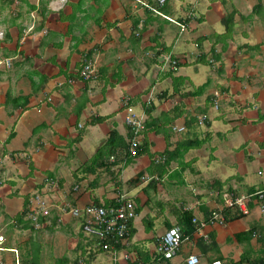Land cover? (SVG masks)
Returning <instances> with one entry per match:
<instances>
[{
    "label": "crops",
    "instance_id": "crops-1",
    "mask_svg": "<svg viewBox=\"0 0 264 264\" xmlns=\"http://www.w3.org/2000/svg\"><path fill=\"white\" fill-rule=\"evenodd\" d=\"M11 1L0 0V264H37L33 255L55 240L56 254L96 264L99 245L75 239L82 219L69 209L107 207L122 192L135 216L130 235L101 250L112 264L154 260L184 213L197 226L191 238L216 247L188 253V235L171 264L191 254L198 264H264V199L254 193L264 188V0ZM168 55L177 71L162 62ZM127 107L143 118L136 156ZM99 127L108 157L93 170ZM223 193L253 195L250 211L206 222L226 207ZM40 201L48 213L39 207L33 220Z\"/></svg>",
    "mask_w": 264,
    "mask_h": 264
},
{
    "label": "built area",
    "instance_id": "built-area-1",
    "mask_svg": "<svg viewBox=\"0 0 264 264\" xmlns=\"http://www.w3.org/2000/svg\"><path fill=\"white\" fill-rule=\"evenodd\" d=\"M159 4H163L165 0H157ZM163 63H166L175 68V60H172L171 56L163 57ZM170 62V64H169ZM80 74L83 78L89 79L94 75V66L93 63L87 61L84 63L80 70ZM125 122L131 128L129 153L133 156L136 155L139 143V133L143 128V118L138 116L136 112L133 111L132 107H127ZM181 130L182 127L177 128ZM257 196L264 199V188L254 192ZM222 197L224 198L226 206H237L241 213H248L246 201L247 196L241 197H230L227 193H223ZM45 206L41 201L38 204V209L33 211L30 216L33 220L37 219V216L40 212L39 207ZM46 207V206H45ZM261 212H264V202L260 206ZM71 214L75 217H81L82 219V229L83 231L95 233L98 235L99 240H103L108 235H113L116 240L125 238L130 235V219L135 215V206L134 203L129 200V198L123 194L119 193L114 202L111 205H108L106 208L99 204H86L84 206H75L71 208ZM43 213L47 214V207L44 208ZM212 217L214 220L222 223L223 217L219 211H211ZM201 226L205 225V222L200 223ZM187 239L181 229L178 226L171 227L167 229L157 241L155 247L156 258L151 260L147 264H156L157 261H160L157 264H171L170 259L176 254L178 248L184 240ZM4 241V236L0 234V245ZM104 249H108L109 245L105 242L102 243ZM199 258L196 254L189 255L185 264H198ZM211 264H223L220 260L213 261ZM261 264V263H260Z\"/></svg>",
    "mask_w": 264,
    "mask_h": 264
},
{
    "label": "rangeland",
    "instance_id": "rangeland-1",
    "mask_svg": "<svg viewBox=\"0 0 264 264\" xmlns=\"http://www.w3.org/2000/svg\"><path fill=\"white\" fill-rule=\"evenodd\" d=\"M163 5V4H161ZM199 10V8H198ZM32 23H30V25L28 26V29H31L32 27ZM167 67H170V65H168ZM166 71H168L169 69L168 68H165ZM178 70V67L176 68V71ZM206 73L203 74L202 77H205ZM137 113H140V109L137 107V109L135 108L134 109ZM108 123V122H107ZM203 127H201L203 130L207 129V127L205 125L202 124ZM88 130L91 131L90 135L89 136H93L94 135V128L92 127H88L86 126L84 128V132H87ZM226 131V130H225ZM97 137V140H95L94 142V147L95 149L97 148L96 152L92 155V158H91V164L89 165L93 170H96V166L95 165H92L93 162L95 160L97 161H100V160H105L106 157H108V145L103 143V141L105 140V136H104V132L103 130H101V127H99V130H98V134L96 135ZM213 137L216 138V135H214ZM212 137V139H213ZM211 139V140H212ZM210 140V141H211ZM103 143V144H102ZM130 155V154H129ZM131 158V155L129 156V159ZM225 161L227 159H224ZM218 164V165H223V166H226L225 162L223 163L221 160L219 159H215L213 161L210 162V164ZM200 165L204 168L206 165H205V162L203 160L200 161ZM249 166L248 165V170H249ZM207 167H205L204 169L200 170V174H197L196 176L199 177V176H203V172L204 170H206ZM264 169V168H263ZM251 171V170H250ZM254 172V171H253ZM253 172H249V175L254 178V177H257V174L254 173L252 174ZM129 174H126L125 177H127ZM258 178H260V176H258ZM123 193V192H122ZM131 193H135V192H131ZM125 194V193H123ZM126 195V194H125ZM134 203V202H133ZM135 206V205H134ZM71 210V208L69 209V211ZM71 213V211H70ZM75 217V216H73ZM160 223H162V216H160L158 218V220L155 221V225H156V228L160 229ZM140 228H143L141 224H139V227L138 229L140 230ZM74 237L75 239H79L80 240V237L83 238V239H87L88 241H90L92 243L91 240H95V241H98V235L95 234V233H90V232H86V231H83L84 235L82 233L78 234V236L76 235V232H77V227L74 228ZM4 231V230H3ZM154 233V231L152 230V234ZM74 237H70V240L71 241H74ZM88 237V238H87ZM137 238V235L135 236ZM89 238L91 240H89ZM56 241V240H55ZM55 241H51V243L49 245L46 246H43L42 249H44L42 252H41V249L39 251H37L33 256L38 259V262L37 264H75L73 263L74 260L76 259V256H77V253L76 251H72V252H66V249H64V252L62 253H59V254H56V251H60L59 249V246L60 244H57ZM148 243V241H147ZM149 244V243H148ZM3 247H5V245L3 244ZM29 247H32L33 249H36V247L33 245V244H29ZM147 247V246H146ZM4 250V249H3ZM23 250V248H22ZM6 251V249H5ZM1 253V251H0ZM39 253V254H37ZM118 253V252H117ZM94 256L96 257V260H95V263L96 264H112V262L106 260L105 256H104V253L99 251L98 253H95ZM64 257V258H63ZM86 258V257H85ZM107 261L105 263H103L104 261Z\"/></svg>",
    "mask_w": 264,
    "mask_h": 264
},
{
    "label": "trees",
    "instance_id": "trees-1",
    "mask_svg": "<svg viewBox=\"0 0 264 264\" xmlns=\"http://www.w3.org/2000/svg\"><path fill=\"white\" fill-rule=\"evenodd\" d=\"M10 1V0H9ZM13 1V0H12ZM11 1V2H12ZM90 60V59H89ZM176 61V60H175ZM178 67V62L176 61L175 62V68H177ZM127 144H128V147H127V149H128V151H129V148H130V137L128 138V140H127ZM138 149H137V152H136V155L139 153V149L141 148V144L140 143H138ZM135 155V156H136ZM0 173H1V169H0ZM218 211V210H217ZM219 213L222 215V217H223V220H224V222L225 221H228V220H230V219H232V218H236V217H239V216H242V213L239 211V210H237V209H235V206H226V207H224L223 209H221V211H219ZM24 215H26V212L25 213H22L20 216H21V220H22V218L24 217ZM212 217V214H211V212L209 213V215H208V218H207V220H205L206 222H214V221H216V220H214L213 218H211ZM132 219V218H131ZM130 219V220H131ZM179 224H180V228H181V231H182V233L184 234V235H187V237H188V235L190 236V239L192 240V244H191V247L189 248V251H188V253H192L194 250L196 251V252H201V253H206L207 251H209L210 249H213V248H215L216 247V244H215V242L212 240V239H210V240H208V241H205V240H207V238H203V239H201V240H196L195 239V237L194 238H191V236L193 237V235H192V232L194 231V225H195V228L197 229V226H196V224H195V222H193L192 221V217H191V215H190V213H184L183 215H182V218L180 219V221H179ZM179 226V225H178ZM131 232V231H130ZM208 237V236H207ZM205 239V240H204ZM114 240H116V238L113 236V235H108V236H106L103 240H99V238H98V241H97V244L99 245V247L97 248L98 250H103V251H109V249H111V246L113 245V243H114ZM103 242H105V243H107L108 245H109V248L108 249H104L103 247H102V243ZM186 243H190V240L187 242V241H185ZM184 242H182V244H183ZM182 244L180 245V247L178 248V250H177V252L176 253H179L180 251H182ZM113 249V248H112ZM194 251V252H195ZM196 255H198V254H196ZM206 258H208V261H209V263H211V261H212V259L211 258H209V257H206ZM259 261H261V260H259ZM160 261H157V263H159ZM254 262H256V261H253V262H251V263H253V264H260V263H254ZM261 262H263V261H261ZM156 263V264H157Z\"/></svg>",
    "mask_w": 264,
    "mask_h": 264
},
{
    "label": "bare ground",
    "instance_id": "bare-ground-1",
    "mask_svg": "<svg viewBox=\"0 0 264 264\" xmlns=\"http://www.w3.org/2000/svg\"><path fill=\"white\" fill-rule=\"evenodd\" d=\"M86 62H87V61H86ZM86 62H85V63H86ZM90 62H91V61H90ZM92 63H93V62H92ZM93 66H94V65H93ZM174 70H175V69H174ZM126 100H127V99H126ZM126 100H125V101H126ZM130 146H131V143H130ZM252 196H253V195H251L250 197H247L246 205H247L248 212L250 211L249 208H248V201L250 200V198H251ZM101 206H103V205H101ZM103 207L106 208V206H103ZM134 216H135V215H134ZM134 216H133V217H134ZM133 217H132V218H133Z\"/></svg>",
    "mask_w": 264,
    "mask_h": 264
},
{
    "label": "clouds",
    "instance_id": "clouds-1",
    "mask_svg": "<svg viewBox=\"0 0 264 264\" xmlns=\"http://www.w3.org/2000/svg\"><path fill=\"white\" fill-rule=\"evenodd\" d=\"M243 214V213H242Z\"/></svg>",
    "mask_w": 264,
    "mask_h": 264
}]
</instances>
